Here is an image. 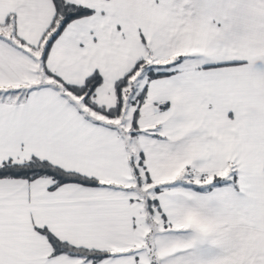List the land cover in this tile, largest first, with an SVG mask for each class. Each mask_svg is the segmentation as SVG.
<instances>
[{"label":"snow or ice","instance_id":"6c2138e0","mask_svg":"<svg viewBox=\"0 0 264 264\" xmlns=\"http://www.w3.org/2000/svg\"><path fill=\"white\" fill-rule=\"evenodd\" d=\"M0 264H264V0H0Z\"/></svg>","mask_w":264,"mask_h":264}]
</instances>
